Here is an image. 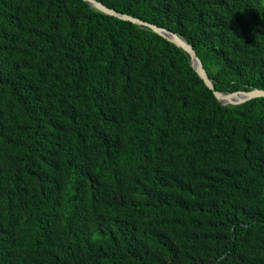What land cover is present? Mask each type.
Wrapping results in <instances>:
<instances>
[{"label":"trees","instance_id":"trees-1","mask_svg":"<svg viewBox=\"0 0 264 264\" xmlns=\"http://www.w3.org/2000/svg\"><path fill=\"white\" fill-rule=\"evenodd\" d=\"M264 91V0H96ZM0 264H264V97L82 0H0Z\"/></svg>","mask_w":264,"mask_h":264},{"label":"water","instance_id":"water-1","mask_svg":"<svg viewBox=\"0 0 264 264\" xmlns=\"http://www.w3.org/2000/svg\"><path fill=\"white\" fill-rule=\"evenodd\" d=\"M82 1L86 3L91 9L103 15L110 16L121 21L132 23L140 28L148 29L151 32L155 33L156 35L162 37L166 41L172 43L175 47L179 48L183 52H185L189 56L191 67L193 68L195 73L203 81L204 85L213 92V95L222 106H230V107L239 106L250 100L264 97V91L257 89H253L248 92H241L237 94L222 93L215 91L213 89L212 82L208 78L202 66L201 61L196 56L191 46L186 41L178 37L176 34L168 32L165 29L158 28L154 25L134 19L130 16L119 14L114 10L108 9L103 4L97 2L96 0H82Z\"/></svg>","mask_w":264,"mask_h":264}]
</instances>
